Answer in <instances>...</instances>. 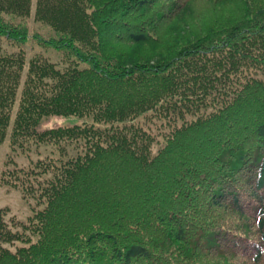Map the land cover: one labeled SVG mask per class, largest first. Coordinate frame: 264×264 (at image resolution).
Returning <instances> with one entry per match:
<instances>
[{
  "label": "trees",
  "instance_id": "trees-1",
  "mask_svg": "<svg viewBox=\"0 0 264 264\" xmlns=\"http://www.w3.org/2000/svg\"><path fill=\"white\" fill-rule=\"evenodd\" d=\"M6 133L58 159L4 164L42 208L21 233L0 210V264H264V0H0Z\"/></svg>",
  "mask_w": 264,
  "mask_h": 264
},
{
  "label": "rangeland",
  "instance_id": "rangeland-1",
  "mask_svg": "<svg viewBox=\"0 0 264 264\" xmlns=\"http://www.w3.org/2000/svg\"><path fill=\"white\" fill-rule=\"evenodd\" d=\"M26 23L29 35L36 34L40 38L55 37L47 28L34 23L31 15L23 21ZM26 59L32 55H40L50 63L64 67L71 61L70 57L64 54V52L52 49L40 45L36 38H30L24 42L22 48ZM90 120L83 117L74 116H49L41 120L36 127V131H43L47 129H53L56 127H73L81 126L82 124H88ZM97 127H104L103 125H97ZM74 144L65 147V155H77L81 154L79 148L72 149ZM154 151V150H152ZM43 159H58L56 155V148L52 145H33L26 144L23 149L16 147H10L8 143V134L4 137L0 143V173L5 169L4 164L7 162V169L12 168H26L32 166V164L38 160ZM35 197H23L18 189L8 188L0 185V210H3V222L8 226L9 231L12 233H21L26 219L32 214V211H36L42 208L41 203H36ZM27 231H25L26 233ZM26 238L29 243L34 242L35 237L29 236L26 233ZM22 241H15L10 244H3L2 247L12 252L15 248L25 246Z\"/></svg>",
  "mask_w": 264,
  "mask_h": 264
}]
</instances>
